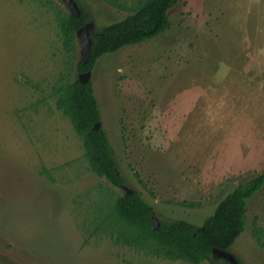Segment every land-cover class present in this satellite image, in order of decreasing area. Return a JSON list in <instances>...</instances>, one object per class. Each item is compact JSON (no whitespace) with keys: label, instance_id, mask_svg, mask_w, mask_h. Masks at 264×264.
<instances>
[{"label":"rangeland","instance_id":"rangeland-1","mask_svg":"<svg viewBox=\"0 0 264 264\" xmlns=\"http://www.w3.org/2000/svg\"><path fill=\"white\" fill-rule=\"evenodd\" d=\"M77 1L92 30L127 15ZM47 2L65 7L0 0V264H190L114 244L99 210L137 191L159 222L199 226L264 173V0H179L164 34L98 60L88 81L121 187L90 170L49 97L60 73L80 77L81 45L77 56L64 52ZM231 248L264 264V185Z\"/></svg>","mask_w":264,"mask_h":264},{"label":"trees","instance_id":"trees-1","mask_svg":"<svg viewBox=\"0 0 264 264\" xmlns=\"http://www.w3.org/2000/svg\"><path fill=\"white\" fill-rule=\"evenodd\" d=\"M102 1L119 11L127 12V15L102 27L100 25L99 28L90 29V58L87 63L81 58L76 63L80 74L90 72L105 54L115 53L126 46L140 44L164 34L171 27L168 12L179 2L135 0L127 5L124 0ZM75 2L80 16H73L66 7L46 3L54 15L58 41L64 52L71 57L77 56L80 46L77 32L88 23V16L80 3L77 0ZM49 97L54 99L56 108L70 121L80 138L90 170L115 186H123L125 179L119 172L112 146L108 145L101 128L94 129L100 123V113L91 81L83 83L79 78L70 80L67 74L60 73L50 86ZM44 171L49 174L48 170ZM263 185L264 173L238 184L199 226L175 220L159 222L157 228L153 226V208L137 191H126L108 203L103 213L99 210L102 220L98 225L99 228L106 225V236L114 244L127 245L148 256L190 264H245L237 258V263H230L214 256L213 251L231 253L235 240L245 230L248 200ZM179 204L185 206L189 203ZM253 231L257 242L262 244L261 230L256 224Z\"/></svg>","mask_w":264,"mask_h":264},{"label":"water","instance_id":"water-1","mask_svg":"<svg viewBox=\"0 0 264 264\" xmlns=\"http://www.w3.org/2000/svg\"><path fill=\"white\" fill-rule=\"evenodd\" d=\"M61 1L64 4V6L67 8V10L70 12V14H72L73 16H80V10L75 0H61ZM91 28H92L91 25L87 23L83 27H81L80 30H78L77 32V38L80 41V45H81L80 57L84 63H87L90 58L91 46H92V40L90 37ZM89 77H90V72H87L85 74H81L79 80L83 83H87ZM97 126L98 124L95 125L94 127L95 130H97ZM152 221L154 228H157L159 226V221L156 219L154 214L152 215ZM213 255L223 258L230 263H237L236 258L231 253L223 252L220 250H214Z\"/></svg>","mask_w":264,"mask_h":264}]
</instances>
